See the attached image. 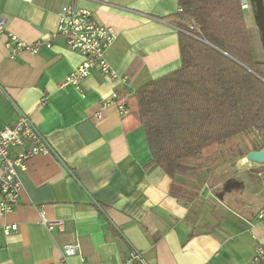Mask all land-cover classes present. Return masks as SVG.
Listing matches in <instances>:
<instances>
[{
    "label": "crops",
    "instance_id": "crops-1",
    "mask_svg": "<svg viewBox=\"0 0 264 264\" xmlns=\"http://www.w3.org/2000/svg\"><path fill=\"white\" fill-rule=\"evenodd\" d=\"M255 1L244 13L250 33L253 27L260 35ZM66 4L117 34L105 53L117 78L96 70L83 94L59 86L84 61L64 37L51 38ZM179 10V0H0V131L25 114L51 149L19 171V202L0 213V264H133L134 252L146 264H255L264 245V192L232 182L264 166L220 165L202 180L197 199L180 202L170 193L172 179L151 165L144 128L111 102L114 93H134L181 67V30L167 20ZM8 34L52 47L11 59ZM42 214L64 221V230L48 232ZM12 225L17 231L6 235ZM68 243L78 252L65 262Z\"/></svg>",
    "mask_w": 264,
    "mask_h": 264
},
{
    "label": "trees",
    "instance_id": "trees-1",
    "mask_svg": "<svg viewBox=\"0 0 264 264\" xmlns=\"http://www.w3.org/2000/svg\"><path fill=\"white\" fill-rule=\"evenodd\" d=\"M179 6L167 20L181 30V67L117 95L145 130L151 165L172 179L171 195L188 203L218 166L264 149V62L255 57L240 0H179ZM255 6L264 45V0ZM250 133L261 138L251 149L234 143Z\"/></svg>",
    "mask_w": 264,
    "mask_h": 264
},
{
    "label": "built area",
    "instance_id": "built-area-1",
    "mask_svg": "<svg viewBox=\"0 0 264 264\" xmlns=\"http://www.w3.org/2000/svg\"><path fill=\"white\" fill-rule=\"evenodd\" d=\"M243 10H248L250 0H240ZM181 12V9L178 13ZM189 30H196V22L189 24ZM6 31V24L0 21V35ZM62 36L66 39L69 50L80 53L84 61L60 84L61 88L73 86L83 94V82L94 71L98 70L104 76L117 78L116 72L106 60V51L114 44L117 34L112 27L98 24L92 12L86 9H78L66 4L62 6L59 13V25L57 31L51 36L56 38ZM51 48L50 42L38 41L25 43L12 34L7 35L6 47L10 50V58L14 59L22 53L38 54L41 47ZM111 102L117 105L122 116L130 114V109L123 103L118 104V95L113 94ZM46 103V98L41 99V104ZM107 103H104L105 107ZM98 119L103 118L100 112ZM51 153L46 140L39 133L28 116L21 114L19 120L13 126L0 131V213L8 214L17 206L23 184L19 171H25L27 162L37 155ZM264 218V212L260 216ZM41 222L48 232L55 230L63 231L64 221H50L44 214L41 215ZM18 226H4V233L9 235L16 232ZM76 244L68 243L63 246L64 261L75 256L78 252ZM264 261V245L256 247L253 262L259 264ZM133 264H146L145 259L138 252H134L129 259Z\"/></svg>",
    "mask_w": 264,
    "mask_h": 264
},
{
    "label": "rangeland",
    "instance_id": "rangeland-1",
    "mask_svg": "<svg viewBox=\"0 0 264 264\" xmlns=\"http://www.w3.org/2000/svg\"><path fill=\"white\" fill-rule=\"evenodd\" d=\"M253 34H257L253 36V47H254V54L258 61L264 62V45L263 39L259 35L258 30L253 29ZM251 32V33H252ZM257 140H261V138L256 133H250L247 135H241L234 140V143H239L242 145L246 150H249L253 147V144ZM241 163L246 160V157L241 159ZM236 161V162H235ZM231 166H235L238 162L235 160ZM240 161V160H239ZM261 166V165H259ZM264 166V165H262ZM242 177L236 178L232 183H235V186L238 188H251L254 191H263L264 192V167H254V169L249 171H244L241 173ZM232 183H228V186L232 185Z\"/></svg>",
    "mask_w": 264,
    "mask_h": 264
},
{
    "label": "water",
    "instance_id": "water-1",
    "mask_svg": "<svg viewBox=\"0 0 264 264\" xmlns=\"http://www.w3.org/2000/svg\"><path fill=\"white\" fill-rule=\"evenodd\" d=\"M246 161L261 166L264 165V149L249 153L246 157Z\"/></svg>",
    "mask_w": 264,
    "mask_h": 264
}]
</instances>
